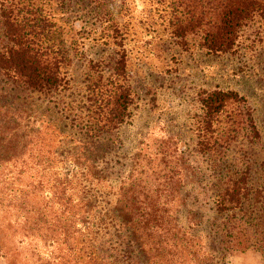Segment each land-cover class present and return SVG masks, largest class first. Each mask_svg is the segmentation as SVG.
Wrapping results in <instances>:
<instances>
[{
    "label": "rangeland",
    "instance_id": "374dc122",
    "mask_svg": "<svg viewBox=\"0 0 264 264\" xmlns=\"http://www.w3.org/2000/svg\"><path fill=\"white\" fill-rule=\"evenodd\" d=\"M16 1L39 7L55 23L61 46L68 52L61 68L68 87L53 95L26 93L0 75V104L26 111L23 117L34 127V140L27 149L50 147L63 153L54 164L69 179L75 175L76 181L82 179L76 194L90 202L86 223L99 232L102 247L121 264H145L131 235L118 231L119 185L135 162L153 173L171 161L184 169L185 206L179 210V220L186 228L194 223L202 242L220 259L216 234L221 220L213 210V198L230 176L244 168L250 169L251 182L264 183V21L246 26L232 52L209 55L199 36H189L185 48L171 41L166 25L173 0H106L101 11L92 0ZM102 16L103 21L118 24L117 38L100 28ZM1 35L0 29V41ZM121 57L126 68L124 77L118 78L115 66ZM119 86L131 93L130 116L108 132V126L97 121L105 116L103 101ZM215 89L245 97L248 105L242 116L256 128L231 127V120L242 118L236 107L222 114L219 131L231 139L217 158L210 159L198 151L197 132L203 115L201 98ZM94 133L99 136L90 139ZM165 152L172 157H164ZM79 153L91 157L87 162L94 163V177H82L91 162L81 161ZM23 184L0 178V264H36L37 255L42 260L50 257V264H81L83 247L90 244L92 234H77L71 249L65 244L42 247L33 224L38 200L29 184ZM261 209L260 204L256 213ZM219 261L264 264L261 253L251 248Z\"/></svg>",
    "mask_w": 264,
    "mask_h": 264
},
{
    "label": "trees",
    "instance_id": "16d2710c",
    "mask_svg": "<svg viewBox=\"0 0 264 264\" xmlns=\"http://www.w3.org/2000/svg\"><path fill=\"white\" fill-rule=\"evenodd\" d=\"M92 1L100 11L106 4V0ZM171 8L166 30L174 45L185 48L189 36H199L200 46L209 55L232 52L246 26L256 20L264 21V0H173ZM102 17L100 28L108 32L106 36L112 34L117 38L121 33L118 24L112 19L103 21ZM0 29V75L11 85L26 93L45 95L68 87L65 73L61 71L68 61V52L61 46V35L49 15L31 4L1 0ZM124 68L126 60L121 57L115 66L118 78L124 77ZM131 102V93L116 87L103 101L105 116L97 122H102L103 128L108 126L106 131L111 132L130 116ZM201 103L198 151L210 159L217 158L231 139L230 135L219 131V118L234 107L238 110L237 117L242 116L248 101L237 92L215 89L202 96ZM25 114L26 111L18 112L16 108L0 104V178L24 182L23 185L29 184L32 188L38 200L33 224L42 247L65 244L71 249L77 234L81 237L92 234L90 244L83 247L85 257L81 264H121L102 247L99 232L86 223V215H90L86 208L90 202L76 194L77 184H81L82 179L76 181V175L69 179L63 168L54 164L55 158L63 153L50 147L27 149L34 140V127L23 117ZM231 121V127L248 124L256 128V124L249 125V119L243 116ZM255 132L260 138V131ZM98 136L94 133L89 138ZM162 154L172 157L168 152ZM77 155L81 161L91 158L83 153ZM170 162L153 173L135 162L119 185L118 231L131 235L144 263L221 264L222 257L249 248L261 253L264 259V183L251 182L250 169L244 168L230 176L213 198V210L221 220L216 234L217 251L221 254L218 259L215 249L205 245L202 236L195 232L194 223L186 228L179 220V210L185 206L184 169ZM91 163L82 177H94L95 166ZM73 181H76L74 186ZM260 204L262 213H256ZM37 258L36 264L51 262L50 257L42 260L43 257L37 255Z\"/></svg>",
    "mask_w": 264,
    "mask_h": 264
}]
</instances>
